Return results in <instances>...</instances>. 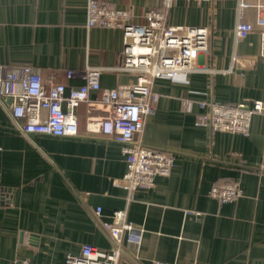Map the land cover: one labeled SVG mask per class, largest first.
<instances>
[{"label": "crops", "instance_id": "0c3cea01", "mask_svg": "<svg viewBox=\"0 0 264 264\" xmlns=\"http://www.w3.org/2000/svg\"><path fill=\"white\" fill-rule=\"evenodd\" d=\"M100 1L129 8L137 23L146 11L165 8L164 0ZM87 3L0 0V63L26 64L43 77L53 71L67 91L85 83L87 64L105 68L103 88L135 82L134 74L117 69L122 30L88 28ZM239 20L255 25L240 40L234 33ZM167 22L208 26L209 49L200 60L216 71L155 79L160 99L139 138L173 154L175 165L130 200L115 183L127 170L121 144L89 126L107 106L81 103L77 135L26 134L0 98V264H65L84 244L111 249L103 222L117 209L144 229L141 244L123 250L131 264H264V112L253 116L248 136L197 122L203 100L264 103V35L256 10H239L237 0H176ZM69 69L75 71L70 78ZM218 182L239 184L243 195L221 202L210 194Z\"/></svg>", "mask_w": 264, "mask_h": 264}, {"label": "built area", "instance_id": "2783aa9c", "mask_svg": "<svg viewBox=\"0 0 264 264\" xmlns=\"http://www.w3.org/2000/svg\"><path fill=\"white\" fill-rule=\"evenodd\" d=\"M175 1L164 0L163 10H148L144 15L145 21L137 23L133 21L129 8L88 0V28L122 30V64L117 69L136 76V81L131 84L103 88L101 74L105 68L87 64L85 83L67 91L66 84L60 82L53 71L43 77L38 69L26 64L8 66L0 63V98L9 101L10 115L22 122V130L26 134L77 135V108L81 103L107 106L108 111L104 115L90 117L89 126L121 144L127 170L115 183L127 190L129 200L137 190L152 188L158 176H169L175 165L173 154L146 145L139 138L160 99L153 87L155 79H185L193 73L216 71L200 60L209 49L208 26H181L167 22V10ZM237 3L239 10H256V23L264 35V0H237ZM254 29L253 23L239 20L234 29L235 37L244 39ZM66 73L70 78L75 71L69 69ZM92 92H100V97L93 99ZM199 106L204 109L197 117L199 124L214 131L245 136L251 133L253 116L264 112L261 100L252 105L239 103L232 106L203 100ZM259 169L264 172V163ZM210 194L221 202H228L240 198L243 189L234 182H218L212 186ZM95 214L101 216V206L96 207ZM103 227L114 240L111 249L84 244L79 253L67 256L65 264H131L123 250L127 245L137 248L142 242L144 229L128 220L126 209L115 210L112 219L103 222ZM154 264L176 263L156 260Z\"/></svg>", "mask_w": 264, "mask_h": 264}]
</instances>
